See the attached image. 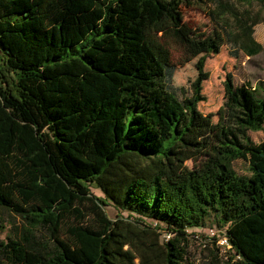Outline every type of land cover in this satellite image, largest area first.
<instances>
[{
	"label": "trees",
	"instance_id": "obj_1",
	"mask_svg": "<svg viewBox=\"0 0 264 264\" xmlns=\"http://www.w3.org/2000/svg\"><path fill=\"white\" fill-rule=\"evenodd\" d=\"M189 7L207 9L213 35L185 23ZM263 12L264 0H0V264H195L189 230L209 219L235 264H264V140L250 136L264 131V80L227 72L217 113L199 108L206 56L262 53ZM198 57L194 93L173 86Z\"/></svg>",
	"mask_w": 264,
	"mask_h": 264
},
{
	"label": "rangeland",
	"instance_id": "obj_2",
	"mask_svg": "<svg viewBox=\"0 0 264 264\" xmlns=\"http://www.w3.org/2000/svg\"><path fill=\"white\" fill-rule=\"evenodd\" d=\"M211 7L214 8L213 3L212 5L209 4V8ZM206 10L198 7L184 8V20L190 28L200 30L210 36L215 33L217 26L208 16ZM262 18L264 20V12ZM255 39L264 46V23H260L255 27ZM198 60L199 57L185 66L177 67L173 78V86L184 87L191 94L194 93L191 87L197 80ZM205 70L210 74L209 79L202 85V93L207 100L199 103V108L205 114H216L223 104L224 81L227 72L234 74L237 83L245 82L255 86L257 82L264 79V51L256 56H247L245 52L239 51L230 43H227L222 47L219 54L206 56ZM250 136L254 142L260 143L264 140V131L250 132ZM235 167L239 174L248 172V165L242 161L236 162ZM91 191L96 196L104 197L101 190L93 186ZM106 210L112 218L116 217L117 210L114 206H108ZM206 223L207 226L204 228L189 230L193 234L188 250L190 262L195 264H235L234 262L239 258L235 257L232 248L212 241L211 230L218 231L217 235L221 240L226 236V231L224 229L219 230L212 219H209ZM6 226L7 229L1 234L2 239L7 237L10 230V226ZM231 258L235 259L231 261Z\"/></svg>",
	"mask_w": 264,
	"mask_h": 264
},
{
	"label": "built area",
	"instance_id": "obj_3",
	"mask_svg": "<svg viewBox=\"0 0 264 264\" xmlns=\"http://www.w3.org/2000/svg\"><path fill=\"white\" fill-rule=\"evenodd\" d=\"M217 232H218V231L215 232V230H211V235H212V237H213V240H212V241H216L217 244H219V245H227V246L231 247L227 235L224 237L223 240H221V239L219 238V236L217 235ZM167 238H169V237H167Z\"/></svg>",
	"mask_w": 264,
	"mask_h": 264
},
{
	"label": "crops",
	"instance_id": "obj_4",
	"mask_svg": "<svg viewBox=\"0 0 264 264\" xmlns=\"http://www.w3.org/2000/svg\"><path fill=\"white\" fill-rule=\"evenodd\" d=\"M262 80H264V79H262ZM243 83H245V82H241V83H237V84H243Z\"/></svg>",
	"mask_w": 264,
	"mask_h": 264
}]
</instances>
